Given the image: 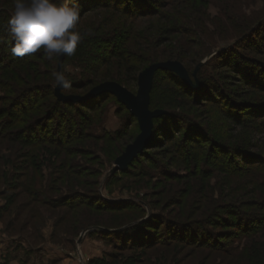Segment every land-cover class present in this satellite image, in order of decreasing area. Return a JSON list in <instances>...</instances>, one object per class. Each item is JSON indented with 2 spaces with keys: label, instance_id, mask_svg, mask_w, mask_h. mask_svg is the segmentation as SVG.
<instances>
[{
  "label": "rangeland",
  "instance_id": "obj_1",
  "mask_svg": "<svg viewBox=\"0 0 264 264\" xmlns=\"http://www.w3.org/2000/svg\"><path fill=\"white\" fill-rule=\"evenodd\" d=\"M6 1L0 10L13 7V0ZM56 1L79 8L75 30L82 40L61 65L69 80L88 79L94 82L90 90L114 81L136 93L138 75L149 65L167 60L184 65L192 85L170 72L195 90V96L155 72L149 109L164 111L156 132L170 131L175 123L183 126L176 140L191 158L181 159L177 144L148 147L156 134L152 127L134 158L143 155L114 171L115 159L140 129L134 115L112 98L87 118L89 136L68 144L71 151L60 156L44 155L39 169L30 166L28 152L33 149L29 146L0 141V264H264V187L253 176L264 174V167L253 173H230L222 157L216 161L199 155L201 150L190 149L185 138L187 132L198 138L203 135L225 151L235 152H228L235 163L242 160L239 153L264 162V103L258 102L264 100V39H260L264 28H258L264 27V0H136L142 5L136 15L130 6L122 13L99 7L89 10L81 6L82 0ZM166 28L173 30L166 32ZM243 35V46L236 53L226 52ZM110 49L140 59L138 71L129 74L115 59L99 66L97 56L108 57ZM48 62L57 69L58 58ZM250 79L255 88L249 86ZM202 93L209 95L208 100H200ZM69 94L85 95H65ZM245 106L256 115L252 123L244 121ZM229 115L243 124L228 121ZM73 122L75 127L87 123L79 117ZM209 145L201 143L203 149ZM237 147L242 152H236ZM2 174L10 178L5 184ZM66 198L74 203L82 198L87 204L71 208L63 205ZM93 201L126 210L105 212L88 204ZM228 205L245 212L253 229L243 235L234 227L225 229V222L235 219L228 214ZM131 221L148 222L136 237L137 245L146 246L115 248L112 231L125 229L117 227ZM93 225L103 231L94 232ZM210 231H215L216 249L191 242Z\"/></svg>",
  "mask_w": 264,
  "mask_h": 264
},
{
  "label": "trees",
  "instance_id": "obj_2",
  "mask_svg": "<svg viewBox=\"0 0 264 264\" xmlns=\"http://www.w3.org/2000/svg\"><path fill=\"white\" fill-rule=\"evenodd\" d=\"M11 1L12 0H8L6 2L9 4ZM63 1L66 0H62V2ZM4 3H5L4 0H0V8L1 5ZM58 3L60 2L58 1ZM81 4H80L81 6L83 7L85 6L89 8V10L99 7L106 9H114L117 12L123 11L122 13H126L127 11H129L127 8L131 7L130 10L131 12H134L135 15L139 13L138 11H142L141 10L142 5L139 4L136 0H82ZM147 9L149 10V8ZM12 10L13 7H9V8L4 7V9L0 10V26L6 24V21L10 16ZM260 27L264 28L262 25H260L258 28ZM165 30L166 32H171V30L173 29L166 28ZM251 30L252 29H250L249 32ZM255 32L256 31H254V33ZM254 33L251 31V35H253ZM0 34H2L5 37V43L0 45V74H1L0 90L3 92V94L0 95V141H7L10 144L19 143L22 145L29 146L30 149H33V151L28 152V155H30L29 160L31 161L30 166H32L35 169H39V167L42 164L44 155L60 156L61 154H63V152L71 151V148L67 147L68 144H70L74 140H78L81 137L89 136V133L87 132L88 130L86 128L89 126L87 118L92 117L97 111H99L101 104L103 101H105V99L112 98L115 99L116 101L117 99L114 95L104 92L93 99L92 98L86 99L80 102L58 100L54 94V76H53V73L56 72L57 69L56 67L52 68V65L48 62V57H46L42 51H39L30 56L12 57L9 51L10 40L7 36L6 29L0 27ZM255 35L256 33L254 34V36ZM261 35L262 37L259 38L262 41V39H264V33H262ZM244 38L245 35H243V37L239 40L236 39L231 45H229L226 52L233 51L234 53H236L235 52L236 49L239 48V46H243ZM86 42L89 43V41ZM258 43H259V39H258ZM258 43H252L251 45H258ZM261 43L264 46V41H262ZM88 46H91V44H88ZM247 46H249V44ZM251 48H253V46H251ZM108 52H109L107 54L108 57H106L105 55L97 56L96 59L98 60L99 63H101L99 64V66L109 65L111 64V59H115V61L120 62L122 65H124L125 68L128 69L129 74L130 73L133 74L138 71L139 68L136 67V64L140 63V59L138 60L134 56H131L130 54H126V52H120V51L118 52L117 50L114 49H110V51ZM230 59L232 61L231 64H235L233 62L234 59L232 57ZM156 73H163L166 79H169L171 82L176 83V85L187 90L186 93L189 94L190 96H195L194 95L195 93H193L195 92V90L189 88L186 84H184L180 80V78L176 76V74L165 70H157ZM242 73L244 74V71H242ZM106 79H108V77L104 78V80ZM249 82H250L249 86L251 88L256 87V84H251V79L249 80ZM93 85L94 82L88 79L84 81L82 80L80 82L71 81V88L62 89V92L64 94H68V93L85 94L88 90H90V88ZM152 89L153 86L151 90ZM202 89L205 88L202 87ZM261 91L264 93V84ZM208 96H209L208 94L202 93L201 95H199V98H201L200 100H208L207 99ZM189 99L191 100V98ZM151 102L152 101L150 99V104ZM209 102L217 104L214 101V99H210ZM258 102L264 103V100ZM218 105L220 104L218 103ZM251 108L252 107L250 106L244 107L247 113L244 121L247 123L254 122L253 118L256 117L255 114L250 113V110H252ZM75 117L83 118L84 121L87 122L86 125H84V127H80V126L75 127V124H73ZM132 117L134 119L136 128H139L137 125L136 118L134 116ZM163 118L164 116L153 119V127L155 132L156 130H159L161 125L159 122ZM227 118L228 121H233L235 122V124L236 123L238 125L243 124V122L240 121L236 116L229 115ZM182 131H183V126L179 127L175 123L172 125L170 131L167 132L165 131V133L161 131L159 133L157 131L158 133L156 132L155 136L152 139H150L147 146L149 147L153 145L155 147H158L161 144L163 145L167 144L168 146H173V144H177L178 147L176 151L178 153V156L181 159L183 158H185L186 160L190 159L191 156L189 155L191 154H187L188 150L186 149L184 150L183 146H180V144H178V141L176 140V137L180 135ZM119 135L121 134L118 132L116 136L118 137ZM163 137L165 138L163 139ZM185 138L186 141L188 142L190 149L194 147L201 150L199 155H204V154L209 155L211 159H215L216 161L219 160V157H222L224 163H226L229 166L230 173L233 172L245 173L246 171H248V173H253V171L257 167L259 168L264 167V162L261 159L257 161L255 160L253 161L248 156L241 155L242 153H239L240 154L239 158H242V160L239 163H235V161H233L234 158H231L229 156V153H231L230 155H234L233 153L235 152L232 153L231 151H225L224 147L221 146V144L219 143H218L219 145L215 144L210 139H205L206 137L203 135L199 136L198 138L197 135L195 134L190 135L187 132ZM162 139L163 141H161ZM201 143H204V145L207 144L210 145L209 147L203 149ZM236 149H237L236 152H242L243 150V148L241 147H237ZM202 150H207V151H202ZM142 155H138V157L134 158L132 162H134L137 158H139ZM195 166H197V163ZM232 166L233 167L236 166L238 168L233 170L231 169ZM66 168H67V164L63 165V167H61V170L59 171V175L60 173H62V171H65ZM191 171L194 170L191 169ZM121 172L125 174L126 170H123ZM258 174H259L258 176L253 174V176H255V182L258 183V185H262L264 187V174L263 173H258ZM2 180L5 184V182H8L10 178L7 177V174H2L1 181ZM68 199L71 200V198H66L65 203H63V205H67V206L69 205V207L71 208L76 205H80V204L83 205L85 203L82 198L78 199L77 203L71 202ZM88 204L91 206L92 205L99 206L97 203H94V201ZM252 206L259 207V204L254 203V205ZM99 207H101L102 211L105 212L107 211L124 212L126 210V209L124 210V208H121L119 206L116 207L113 205H104ZM228 207H230L231 210L230 211L231 213L228 214L230 216H233L235 219L225 222L226 223L224 224L225 229L234 227L237 229V232L241 233L242 235L243 233L246 234L248 231H250V229H253L250 225V221L252 220L248 219L250 217H247L245 212L239 211L238 208H236V206L228 205ZM134 221H131L126 225L123 226L120 225L119 227H117V229H121L122 227L126 226V228L121 231L120 230L112 231V234L117 236V237L114 236V240H115L114 242H116L114 244L115 248H117L116 246H118L120 247V249L128 248V247L134 249L135 247L143 248L144 246H146V244L137 245L138 242H136L137 240L136 237L139 236L138 234L139 228H144V226L148 225V222L140 221L135 224ZM130 223H134V224L129 225ZM98 226L99 225H93L94 228L97 227L94 230V232L103 231L102 227L101 226L98 227ZM213 235H215V231L207 232V235L202 237H198L199 235H196L197 239L191 240V242L194 241V243L203 244L205 247H208L210 249L213 248L216 249L215 246L216 241H214L213 243V240H215L214 237L212 238ZM222 238H225V236ZM107 239L111 240V237H107Z\"/></svg>",
  "mask_w": 264,
  "mask_h": 264
},
{
  "label": "clouds",
  "instance_id": "obj_3",
  "mask_svg": "<svg viewBox=\"0 0 264 264\" xmlns=\"http://www.w3.org/2000/svg\"><path fill=\"white\" fill-rule=\"evenodd\" d=\"M79 19V8L68 2L56 0H13V10L6 24L10 40V55L25 57L43 51L49 59L73 56L82 40L75 30ZM5 37L0 34V45ZM54 87L71 88V81L64 71L53 73Z\"/></svg>",
  "mask_w": 264,
  "mask_h": 264
},
{
  "label": "water",
  "instance_id": "obj_4",
  "mask_svg": "<svg viewBox=\"0 0 264 264\" xmlns=\"http://www.w3.org/2000/svg\"><path fill=\"white\" fill-rule=\"evenodd\" d=\"M63 58L64 56L58 58L57 71H62L61 65ZM157 70L173 71L185 82L192 85L184 65L179 61L167 60L153 63L139 73L136 93L129 91L126 87L114 81L103 82L93 87L83 96L73 94L65 95L61 92V88L54 87V94L60 101L80 102L107 92L114 95L116 99L135 116L140 133L137 135L134 142L129 144L125 148V151L115 159L114 171L126 168L128 163L142 151L143 146L151 135L153 119L164 113V111L159 109H149L150 91L152 88L153 77Z\"/></svg>",
  "mask_w": 264,
  "mask_h": 264
}]
</instances>
